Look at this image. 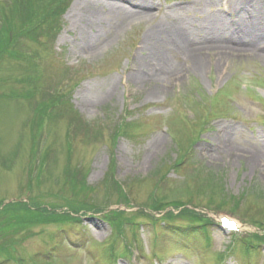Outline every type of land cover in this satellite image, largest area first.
<instances>
[{
    "label": "rangeland",
    "instance_id": "rangeland-1",
    "mask_svg": "<svg viewBox=\"0 0 264 264\" xmlns=\"http://www.w3.org/2000/svg\"><path fill=\"white\" fill-rule=\"evenodd\" d=\"M84 1L38 39L0 0V264H264V0ZM165 13L211 48L151 41ZM231 36L254 52L221 55Z\"/></svg>",
    "mask_w": 264,
    "mask_h": 264
},
{
    "label": "bare ground",
    "instance_id": "bare-ground-1",
    "mask_svg": "<svg viewBox=\"0 0 264 264\" xmlns=\"http://www.w3.org/2000/svg\"><path fill=\"white\" fill-rule=\"evenodd\" d=\"M91 1H93V0H90L89 2L88 1H84L83 3H89L90 4ZM131 1L132 0H130V2ZM243 1L244 0H235V1L233 0V3L236 2V4H238V5H240V4L244 5ZM94 2H96L97 4L99 3L96 0H94ZM108 2L109 1H107V4H108ZM113 2H115V0H113ZM131 4H133V2H131ZM81 5L77 6L76 13H79V12L82 11L80 9ZM138 11L140 12L139 15L140 16H145V18L153 16L151 11L147 10V8L144 7V6H141V5L138 6ZM161 17H163V18H160V21L158 23V27L154 31V35L150 37L151 41H158L159 42V39L164 38V36H166L167 34H172V33L175 34L176 32H178V35H174V37H176L179 42H187L188 41V45H186V47H184L183 52H184L186 58H188V59L191 58L193 60L198 59L199 55L203 54V52L200 51V50L211 48V46H208L206 44L199 45V44L196 43V40H193L194 36L196 37V34L194 33L195 31L190 29L189 28L190 24L186 23V21L183 20L182 18L174 17L175 18L174 19L173 17L169 16L166 13L163 14ZM141 18H144V17H141ZM155 18H157V17L156 16L153 17V20ZM164 30L167 31V34H166V32ZM213 32H218V34H219L220 30L219 31L216 30V31H213ZM247 32H248V30H247ZM245 33H246V31H245ZM261 33H263V34H261L263 38L261 39V42H260L259 45L264 47L263 46L264 45V30L262 32V28H261ZM220 36H222V35H220ZM222 37H219V39L217 41H214V42L217 43V44H214V45H217V46H215V48H217L216 49L217 51H220L221 55H228V54L235 55L236 52L239 55H241V54H250L251 52H254L255 47L253 45H249L247 43H244V41H242V40L240 41L236 37H232L231 36L232 38H234V41L232 43H228V44H226L227 42H225L224 38H222ZM150 40L147 41V47L151 43ZM178 41L177 42L174 41V44L178 45L179 44ZM151 46L156 48V45L154 43ZM200 68L201 69L203 68V62L200 63ZM151 70H152L151 72H153V68H151ZM135 78L136 79L138 78V80H140L142 83H144V82H146L145 78H147V77H144L143 75H140L139 77L135 76ZM177 80H178V78L176 77L174 82H176ZM170 84H172L171 78L165 79V80L162 81V85L163 86H166V85L169 86ZM163 142H164V140L161 137H157L150 144V146L148 148L149 154L151 155L154 152H158L161 149V147L163 146V144H164ZM256 154H258V153H256Z\"/></svg>",
    "mask_w": 264,
    "mask_h": 264
},
{
    "label": "trees",
    "instance_id": "trees-1",
    "mask_svg": "<svg viewBox=\"0 0 264 264\" xmlns=\"http://www.w3.org/2000/svg\"><path fill=\"white\" fill-rule=\"evenodd\" d=\"M32 1L33 0H25L26 3L24 4V8L28 11L29 16H35V19L39 18V16H40L42 18V21L37 22L35 20V23L31 24L28 27V30H29L30 27H32L34 24H36L37 34L40 33V35H38V36H43L44 37V33H43V31H44L45 34H46V37H50L51 32L54 34V29L56 28V22L57 21H55V19L57 18V13L59 12V8H63V9L65 8L66 9V7L69 4L70 0H52V1L48 0L49 1V5L46 8V12L44 14V17H42L41 12L34 13L32 11V7L30 5L32 3ZM1 8H2V4L0 3V9ZM2 18H8V17L7 16H2ZM1 26H2V23H0V28H1ZM14 31H16V30L10 29V31L7 32V33L3 32V34L7 38V41L5 40L7 42V46L6 47H12V46H14V44H16L18 38L16 36H14L15 35ZM10 37H14V39L11 40ZM153 204H154V201L152 202V205ZM155 206L156 205L152 206V208H157ZM151 210L159 211V210H155V209H151ZM20 224H21V222H20ZM204 227H206V226H204ZM255 238L258 239L259 237L256 236ZM0 252H1V250H0ZM10 260L11 259L9 257H7L6 261H10Z\"/></svg>",
    "mask_w": 264,
    "mask_h": 264
}]
</instances>
